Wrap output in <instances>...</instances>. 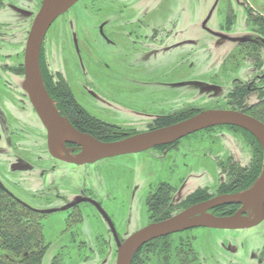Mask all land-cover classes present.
<instances>
[{
	"label": "flooded vegetation",
	"instance_id": "af4514ba",
	"mask_svg": "<svg viewBox=\"0 0 264 264\" xmlns=\"http://www.w3.org/2000/svg\"><path fill=\"white\" fill-rule=\"evenodd\" d=\"M42 1L0 0V50L4 48L8 40L6 34L11 31V19L13 20L14 17L15 20L20 21V16H23L25 12L32 13L22 53L21 50L15 53L14 64L12 65L5 64V59L0 60V185L13 196L15 193L12 189L21 193L24 192L27 196H30L29 198H33V201H36L35 209L37 211L48 214L64 211L66 214L65 220L70 221L71 224L76 223L74 225L76 229L79 227L76 216H70L69 214L76 211L81 214L85 205L92 208L106 226L109 237L114 243L115 251L106 252L100 249L96 250V248L95 250L92 249L91 256L81 257L77 255L78 264H111L107 258H111L112 264H115L117 242L124 241L131 233L149 223L164 219L152 218L147 203L149 196L154 193L160 184L168 185L169 183L163 180L156 183L155 188L150 191L145 202L146 217L149 221L128 234H125L126 231H123L119 226L118 216L115 213L109 214L103 201L96 195L89 193L84 187L75 188L76 190H74L72 196L70 195L72 191L69 192L66 187H62L63 192L61 191L56 179L52 176L55 167L51 162L56 161L77 167L94 166L96 163L112 157H105L87 163H75L54 156L50 151L47 130L23 88L25 42L32 20ZM91 1L96 3L95 5H99L103 1V3H109L107 11L113 15L110 20L104 12L103 6L95 7L97 17L103 14L105 16L100 17L97 28L100 39H95L93 43L96 46L94 58H91L87 53L84 42L81 43L77 37L72 36L71 41L73 55L76 58V68L69 70L67 64L65 72H62L63 74L58 69L52 71L50 62L46 59L43 44L56 19L47 29L39 50V72L42 84L49 101L65 119V124L98 140L104 142L114 141L182 120L166 122V119L169 118L170 120L171 115H173L171 113H174L175 110L172 112L171 110H168V112L163 110L166 106L171 109L172 106L175 107L178 104L177 102L181 98V90L177 88L182 83L194 84V87L200 86L204 89L218 90L220 85L217 83L220 81L226 83L222 99L210 100L204 105L189 108V115L186 118L205 109H233L256 118L251 113L256 111V107L264 101V0L241 1L246 12L244 16H240L235 10L236 4L241 3L239 0H224L215 20L211 18V15L199 18L201 12L199 11L198 0ZM108 21L111 28L107 31L104 26L109 23ZM218 47L223 50H221V56L218 58L221 59V63L215 64L216 55L213 50H218ZM202 51L205 55L201 54V56L205 57L204 59L200 58V60L203 62L205 69L199 72L198 69L201 65H198V53ZM86 57L94 61V63L89 62V65L95 69L91 76L84 59ZM166 67L170 68L169 72L173 74L171 77L166 76ZM103 77L115 78V80H119V77H122V79L127 78V82H130L128 87L134 86V84H138L142 88L152 87L153 85L154 88L152 89L155 90L160 84L164 85L162 86L163 90H161V98H153L152 94H155L156 91L148 93L151 96L150 101L146 102V107L142 110L146 113L145 115L152 116L153 119L139 126L141 128L139 129L129 126L127 123L131 124V122L124 116H116V108L118 106L123 108V105H119L118 101L121 102L120 99L123 100L124 98H118L116 92H105L98 89L96 80H101ZM140 77L144 79H139ZM176 85H178L177 88H175ZM104 87L111 89V85L106 81H104ZM76 90H80V94ZM238 90L243 94L240 103L235 102L233 98H228L230 95L237 93ZM84 101H87L90 106L88 109L84 106ZM127 102L132 101L125 100V104ZM149 103L154 108H159L152 111L146 110L150 106ZM163 104L166 106H161ZM179 112L181 110L174 114ZM217 126H225L236 132H243L242 130H244L254 137L241 127L239 128L242 130L231 128L234 125ZM214 127L216 126L199 131ZM103 130L107 132L102 133ZM246 136L249 137L248 140H251H247L248 142H255L251 136L248 134ZM254 139L258 142L255 137ZM178 140L172 143L174 144ZM166 145H161V147ZM53 149L61 156H75L80 152V146L68 141L55 143ZM223 167L226 170L240 168L235 158H230L228 167L222 164ZM221 183L223 184V181ZM218 189L220 192L212 196L206 193L200 195L199 198L196 197L193 199L194 201L185 199L183 203L181 202L183 208L179 211L214 196L236 192L228 191L227 187L223 190L220 187ZM66 190L67 193H64ZM181 203L178 206L182 205ZM230 205L235 206L232 211H217L219 206L213 207L209 211L216 215L226 216L233 214L240 207L238 204ZM178 206H172V202H169L168 209L173 212ZM102 210L107 214L110 221L103 216ZM244 215L252 216L253 214L251 210H247ZM136 216L134 210L128 208L123 210L119 219L124 222L126 220V224H133L138 219V216ZM73 217H75V220H73L75 222L72 221ZM263 221L264 218L258 224ZM68 236L70 239H75L72 231ZM79 236L94 238L97 241L96 243H99V241L105 242L103 231L89 236L83 233ZM161 239L157 242L151 241L153 243L143 244L145 245L143 249H145L135 252L131 264H166L165 252H160L159 249L156 252L154 250L155 246H164L163 241L165 239L164 237ZM113 253L114 257L112 258L109 255H113ZM156 255L157 257H155ZM198 263L199 260L195 259L192 264ZM173 264H181L180 256L178 261H174Z\"/></svg>",
	"mask_w": 264,
	"mask_h": 264
},
{
	"label": "rangeland",
	"instance_id": "374dc122",
	"mask_svg": "<svg viewBox=\"0 0 264 264\" xmlns=\"http://www.w3.org/2000/svg\"><path fill=\"white\" fill-rule=\"evenodd\" d=\"M103 2L95 5L96 3L91 0H78L67 11L56 18L43 44L45 56L47 61L50 62L52 71L58 69L61 73H64L67 64L69 70L76 68V58L73 55L74 51L71 41L72 36L77 37L79 42H84L87 53L91 58H94L96 46L93 43L95 39L99 38L97 28L100 17L105 16L103 14L97 17L95 7L103 6L108 19L111 20L113 18V15L107 11L109 3ZM223 2L224 0H198L199 11L202 13L199 14V18L211 15V18L215 20ZM242 5L241 2L235 6V10L240 16H244L246 13ZM252 9L254 10V8ZM31 16L32 13L25 12L23 16H20V21L15 20L14 17L13 20L11 19V31L6 34L8 40L4 48L0 50L2 55L0 60L5 59V64H14L15 53L18 50H21L22 53ZM110 26L109 22L104 27L108 31L111 28ZM218 48V50H213L216 55L215 64L221 63V59L218 58H220L223 50L220 47ZM201 54L205 55V53L203 51L198 53V65H201L198 69L199 72L205 69L203 62L200 60V58L204 59L205 56H201ZM91 58H84L88 65L90 76L95 70L93 66L89 65L90 61L94 63ZM169 70V67L165 68L167 77L173 75ZM130 78L134 79L135 77ZM107 79V77H103L101 80H96V86L105 92H116L118 98H124L123 100L120 99L121 102L118 101L119 105H123V108L119 106L116 108V116H124L131 122V124L127 123L129 126L139 129H141L139 126L153 119L152 116L148 117L145 115L146 113L142 110L146 107V102L150 101L151 96L148 93L156 91L155 94H152L153 98H161V90H163L162 86L164 85L160 84L154 90L152 89L154 88L153 85L147 88H142L138 84L128 87L130 82H127V78L122 79V77H119V80H115V78ZM139 79L144 78L140 77ZM104 81L109 82L111 89L104 87ZM90 82L93 83L92 81ZM221 82H216L220 85L218 90L204 89L200 86L194 87V84L190 83H182L177 88L180 85L178 84L175 87L181 90V98L178 100V104L175 107L172 106L171 109L164 104L161 106H166L163 109L165 112H168V110H171V112L174 110L175 112L179 110L188 111L190 110L189 108L204 105L210 100H220L226 87V83ZM147 90L148 92H146ZM76 92L80 94V90H76ZM82 97L84 98V95ZM128 99L132 102L125 104V100ZM83 104L87 109L90 107L87 101H84ZM149 104L150 106L146 110L152 111L156 108L151 103ZM247 138L249 137L243 132H236L225 126H216L209 130L185 136L174 142V144L171 142L172 144L167 143L164 147L159 145L134 154L118 155L96 163L94 166L77 167L56 161L51 162L55 167L52 171V176L56 179V183L62 192V187L68 188L69 192L72 191L71 196L76 190L75 188L80 186L84 187L92 195H96L103 201L109 214L115 213L118 216L119 226L123 231H126L125 234H128L149 221L146 217V197L155 188L159 180L169 183L170 202H172V206H178L185 199L193 200L206 193L212 196L220 192L218 188L221 186V182L223 181L225 185L227 183L225 180H228L227 175L222 172L225 169V167L222 168V164L228 167L230 158L237 160L241 173L247 171V168L251 170L254 162L255 144L254 142H248L250 139L248 140ZM38 143L41 144L40 142ZM12 191L21 203L35 209L36 201H33V198H29L30 196H27L24 192L21 193L13 189ZM64 193H67V190ZM231 206L230 204H225L220 205L216 209L217 211H230ZM83 207L81 214L78 211L73 212V214L70 212L71 214H69L70 216H76L79 225L78 229L74 226L76 223L71 224L70 221L67 222L65 220L66 214L64 211L50 214L44 213L43 217H41L42 233L48 244L42 264H54V260H58L59 264H78L77 255L81 257L91 256L92 249L95 250V248L106 252L115 251L114 243L110 239L106 226L100 217L89 206L85 205ZM128 208L134 210V213L138 216L137 221L133 224H126V220L124 222L119 219L123 210ZM181 208H183V204L175 208L171 215ZM73 220H75V217H73ZM71 231L75 236L74 240L68 236ZM100 231H103L105 242L99 241V243H96L97 241L94 238L79 236V234L83 233L89 236ZM167 239L173 241L172 251L176 249V244L187 241L186 243L190 244L196 254V260H199L198 264H264V221L244 230L196 227L181 233L171 234ZM144 249L142 248V250ZM174 254L168 255L173 258ZM109 256L113 258L114 253ZM107 260L112 264L111 258H107Z\"/></svg>",
	"mask_w": 264,
	"mask_h": 264
},
{
	"label": "water",
	"instance_id": "95a60500",
	"mask_svg": "<svg viewBox=\"0 0 264 264\" xmlns=\"http://www.w3.org/2000/svg\"><path fill=\"white\" fill-rule=\"evenodd\" d=\"M78 0H43L35 14L24 48L23 88L47 130L49 148L54 156L75 162H93L105 157L137 153L149 148L171 143L199 130L217 126L234 125L250 132L262 149V167L255 181L246 189L221 194L197 202L167 218L149 223L124 241L117 242L115 264H131L135 252L145 243L170 234L196 227L241 229L257 225L264 218V123L233 109H205L173 124L135 133L120 139L104 142L65 124V119L49 101L39 72V50L42 39L52 22ZM68 141L80 146L75 156H61L54 149L55 143ZM225 204L240 207L231 215H216L209 211ZM247 210L252 216L244 215ZM103 216L109 220L102 210Z\"/></svg>",
	"mask_w": 264,
	"mask_h": 264
},
{
	"label": "trees",
	"instance_id": "16d2710c",
	"mask_svg": "<svg viewBox=\"0 0 264 264\" xmlns=\"http://www.w3.org/2000/svg\"><path fill=\"white\" fill-rule=\"evenodd\" d=\"M242 96V92L238 90L237 93L230 95L228 98H233L235 102L240 103ZM251 114L264 122V101ZM188 115V111H181V113L171 115L170 120L168 118L166 122L184 119ZM231 128L242 130L234 126ZM242 131L251 136L246 131ZM106 132L103 130L102 133ZM251 138L255 141L253 153L254 162L251 170L247 168V171L241 173L240 168L223 169L222 172L227 175L228 180H225L227 182L225 185L222 184L220 186L221 190L226 187L228 191L246 189L259 175L262 165V150L254 137L251 136ZM169 192V186L167 184H160L154 193L149 196L147 204L152 218L161 219L171 215L172 211L168 209L170 202ZM234 207V205L231 206V211ZM43 215L44 212L24 205L0 185V264H42V260L48 249V244L44 239L40 223ZM168 236H162L165 239L163 241L164 246H155L154 250L158 251L159 249L160 252H165L166 264H173L174 261H178L179 256L181 264H192L196 259V254L190 244L186 243L187 241L181 244L178 243L176 244V249L172 251L173 241L167 239ZM162 237L151 241L157 242ZM151 241L147 243H153ZM168 254H174V257L170 258ZM54 262V264H59L58 260H54Z\"/></svg>",
	"mask_w": 264,
	"mask_h": 264
}]
</instances>
